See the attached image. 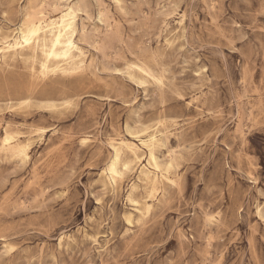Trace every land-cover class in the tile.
Wrapping results in <instances>:
<instances>
[{"label": "rangeland", "instance_id": "rangeland-1", "mask_svg": "<svg viewBox=\"0 0 264 264\" xmlns=\"http://www.w3.org/2000/svg\"><path fill=\"white\" fill-rule=\"evenodd\" d=\"M69 7L72 64L0 59V136L30 144L0 151V264H264V0H0V40ZM145 132L171 165L150 200L107 171Z\"/></svg>", "mask_w": 264, "mask_h": 264}, {"label": "bare ground", "instance_id": "bare-ground-1", "mask_svg": "<svg viewBox=\"0 0 264 264\" xmlns=\"http://www.w3.org/2000/svg\"><path fill=\"white\" fill-rule=\"evenodd\" d=\"M45 18L41 11L33 16L29 15V18L20 26L16 37H13L12 40L2 37L0 40V59L3 60L9 55L28 50L34 61L39 54L41 57L39 63L41 74H47L65 64H72L74 60L73 49L76 47L73 41L75 33L73 9L69 7L66 12L55 19L46 20ZM133 66L137 67L145 75L147 74L154 78L148 67L139 64H133ZM157 80L160 81L158 78ZM145 133V137L140 140V145L146 149V163L142 164L143 154L139 153V147L136 144L122 138H112L109 141V146L112 149L111 162L107 171L110 174V183L116 185V177L120 175L118 166L122 168V172L138 170L139 175H141L140 179L144 180L148 187L147 197L150 200L156 194V185L159 179L170 181L169 171L171 165L169 163L166 167H162L158 163L154 154L155 147L158 144V137L155 132ZM29 146L28 142L21 141L18 138L16 132L8 127L4 128L3 135L0 136V151L11 152L26 158ZM127 200L136 207H134L136 212H140L138 205H141L144 210H149L150 208V204L147 201L139 204L130 195L127 196ZM126 218L129 220L131 213Z\"/></svg>", "mask_w": 264, "mask_h": 264}]
</instances>
